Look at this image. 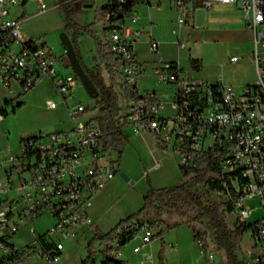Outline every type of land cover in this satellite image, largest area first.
I'll return each instance as SVG.
<instances>
[{
	"label": "built area",
	"instance_id": "obj_1",
	"mask_svg": "<svg viewBox=\"0 0 264 264\" xmlns=\"http://www.w3.org/2000/svg\"><path fill=\"white\" fill-rule=\"evenodd\" d=\"M23 1L29 0H0V83L11 102H17L38 83L51 81L58 100L46 99L45 107L61 108L67 125L21 136L16 150L0 158V260L4 264H65L64 241L87 226L94 196L118 172L110 150L103 147L104 132L91 117L84 118L88 105L70 103L80 83L78 77L60 71L51 49L24 37L22 19L13 11ZM31 1L38 3L39 13L48 10L43 0ZM127 1L132 0H108L107 5L120 6ZM200 2L203 12L214 6L229 8L251 31V51L232 55L228 61L252 62L256 79L240 86L227 84L222 75L212 80L179 61H165L159 56L160 41L151 31L145 41L147 52L158 58L153 65L148 64L136 50L143 34L138 15L131 11L124 19L112 22L103 36L133 92L125 101L117 128L131 126L136 133L151 134L179 166L192 165L200 152L217 149L220 169L226 176L219 193L231 202L237 223L245 224L254 211L245 201L260 198L263 213L249 224L255 252L250 253L247 264H264V0ZM173 5L176 19L170 33L183 48L180 31L188 8L186 0H173ZM112 16L114 12L105 19ZM149 77L155 85L140 88L139 81ZM159 166L155 162L153 167ZM42 217L48 221L38 228ZM128 229L140 232L134 252L141 251L154 235L147 220L132 223ZM122 239L114 244L119 246ZM195 243L206 264H217L215 253L204 248L200 237Z\"/></svg>",
	"mask_w": 264,
	"mask_h": 264
},
{
	"label": "crops",
	"instance_id": "obj_2",
	"mask_svg": "<svg viewBox=\"0 0 264 264\" xmlns=\"http://www.w3.org/2000/svg\"><path fill=\"white\" fill-rule=\"evenodd\" d=\"M43 1L45 2V0ZM196 1L198 4H195L193 0H186L188 16L186 24L180 31V39L185 42V47L183 48L178 46L170 33L176 19L173 0H146L143 3H136L131 11H134L138 15L140 22L139 28L143 34V38L136 45V50L143 61L150 65L156 62L158 56L149 54L145 43L148 33L151 31L160 41L159 56L163 60L171 62L179 61L184 67L192 68L189 63V58H198L201 60V65L195 70L200 71L205 77L213 80L216 78V75L212 71L211 66L203 61L201 56L189 55L182 58L181 51L186 49L187 43V40L183 39V30L187 29L188 31L194 32V34H197V30H228L230 29L229 26L232 25L229 20V17H231L229 15L231 10L227 7L216 6L220 16L215 17L210 13L212 9L206 12L201 11V2L200 0ZM107 3L108 0H76L72 6V10L74 8L78 9L80 6L86 9L84 6L86 4H90V7L92 9L94 8V10H98L106 6ZM53 4L56 6V0H53ZM56 8L59 14H61V27H63L65 22L64 15L60 7L56 6ZM13 11L22 19L21 31L24 37L33 39L39 44L48 47L51 49L52 53L55 54L53 46L50 44L49 34L45 33L44 27L36 24L37 20L47 14V12L39 13L38 3L31 0L23 1L15 6ZM94 12L95 11L88 14L90 22L94 20ZM149 24H151V26H149ZM97 26L98 30L96 31L94 28ZM93 30L103 41V36L105 35L102 33L103 24H96ZM60 50L62 54L64 47ZM59 60L62 61L61 59ZM60 65L61 64H59V66ZM62 65L65 66L64 61ZM231 67L235 70L247 68V71L238 79L225 78L222 75L224 83L240 86L251 84L256 79V68L252 62L246 59H243V62L236 63ZM90 68L92 69V67ZM61 70L60 68V71ZM154 85L155 80L151 77L143 78L139 81V86L142 89L150 88ZM40 93H42L43 96L42 106L39 107H43L44 110L61 116V119L53 122L54 125L52 128H54V130L65 128L67 123L63 110L61 108L48 110L45 107V100L55 95V89L51 81L38 83L22 95V98L24 96H29L35 99L39 97ZM19 98H21V96ZM8 101H11V96L5 100V102ZM13 105H15L14 102H11L5 109H12ZM5 120L6 117H2L0 124ZM121 131L128 142L123 149L119 162L116 163L114 167L118 173L123 171L127 175L128 181H124L117 174L106 182L101 191L93 198L92 206L88 210L89 222L87 226L81 227L75 236L86 234L89 235L90 239L95 229L103 233L109 232L120 220L127 218L142 208L144 197L149 186L154 189L167 188L178 184L183 179L175 157L164 149L159 148L156 139L151 134L136 133L131 126H125ZM21 136L24 135L20 134L14 138L7 137L5 140L0 139V158L4 157L7 151L16 150L17 142ZM155 162L160 164L158 168L153 167ZM146 218H151L149 223L155 220L153 214ZM161 219L165 224L170 225V229L164 234L163 239L156 236L157 232L152 228L154 235L151 242L141 251L134 252V247L140 243L139 232L135 238L122 246L113 244V255L116 259L123 260L127 264H206L205 259L201 257L200 250L195 243L189 223L178 217L171 216L166 211L161 216Z\"/></svg>",
	"mask_w": 264,
	"mask_h": 264
},
{
	"label": "trees",
	"instance_id": "obj_3",
	"mask_svg": "<svg viewBox=\"0 0 264 264\" xmlns=\"http://www.w3.org/2000/svg\"><path fill=\"white\" fill-rule=\"evenodd\" d=\"M76 0H56V6L60 7L64 15L65 27L64 30L68 34L73 45L76 57L82 66L86 75L90 78L96 89L98 97L93 107L87 106V111H98L94 115V120L104 132L103 147L106 150L116 152V164L127 144V138L123 135L122 129L117 128L121 123V113L125 109V101L133 96L132 87L128 85L119 73V62L113 57L107 45L103 43L101 38L93 30L95 23L103 24V34H106L111 28L112 22L119 19H124L136 4L135 1H127L123 5L104 6L96 10L95 20L86 25L76 23L72 18V6ZM198 4L196 0H193ZM111 12L115 16L105 19L106 14ZM71 30V32H70ZM86 34L94 42L96 55L93 61L96 63L95 69L87 67L81 60L78 53L77 40L82 35ZM64 57V59H62ZM65 62V66H69L68 60L63 55L60 57ZM189 63L194 69H198L201 65V60L198 58H189ZM102 68L110 78V82L106 83L102 75ZM11 104V101L5 102L4 108L1 110L2 115H6V107ZM16 106H21L20 102L12 106L14 111ZM157 146L164 149V144L157 142ZM182 178H188L186 181H181L178 184L162 188L154 189L149 186V189L144 197V203L140 210L120 220L117 225L107 233H103L95 229L93 236L87 240L85 245V257L80 264H96V249L99 247V255L101 264H127L123 260H117L113 255V244L121 236L123 237L119 246H122L139 234V230H129L132 223H140L142 217L149 211L155 216V220L150 223V227L156 230V236L163 239L164 234L170 229V225L165 224L161 216L166 211L165 207L173 210H178V207L171 201L175 195H179L192 208L195 209L191 221L204 223L211 231V241L215 252L218 256L222 255L226 264H247L239 259V241L241 235L247 231L249 225L237 223L231 229L228 227L225 219L221 214L220 204L211 200L209 196L199 193L200 187H207L211 191L219 192L222 190V182L226 176L221 172L219 164V152L217 149L202 151L196 157L192 165L179 166ZM182 179V180H183ZM223 209L227 213L232 212V204L228 200L222 203ZM237 222V221H236ZM194 239L200 237L203 241L205 249H208L207 232L198 230L192 223H189ZM209 250V249H208ZM249 259L251 258V254ZM0 264H4L0 260Z\"/></svg>",
	"mask_w": 264,
	"mask_h": 264
},
{
	"label": "rangeland",
	"instance_id": "obj_4",
	"mask_svg": "<svg viewBox=\"0 0 264 264\" xmlns=\"http://www.w3.org/2000/svg\"><path fill=\"white\" fill-rule=\"evenodd\" d=\"M45 4L48 6V10L46 11L47 14L40 17L37 20L36 24L44 27L43 29L45 30V33L49 34L48 37L51 42L50 44L51 46H53V51L55 52V54L53 55L58 59L59 64H61L59 66L62 69L61 71L63 73L74 74L70 65L65 67L62 65L63 61L59 60L60 57L65 55L64 51L62 54L60 53V49H63L64 47L60 40V33L65 31V22L63 27H61V14H59L56 6L53 4V0H45ZM93 11L96 12V9L94 10V8L92 9L91 7H86V9H83L80 6V8H74L72 10V18L76 23L80 25H86L90 22V17L88 14L93 13ZM95 12L94 20L96 16ZM210 13L212 16L215 17L220 16L219 10L216 6L212 8ZM229 15L231 16L229 17V20L232 25L229 26L230 29L228 30H197V34H194V32L184 29L183 39L187 40V43L186 49L181 51V56L182 58L187 57L189 55L201 56L203 61H205L208 65L211 66V69L215 75H223L225 78L238 79L242 76V74L247 71V68L235 70L231 67L234 64H230L228 59L232 55L243 56V54H246L251 51L252 33L243 25L238 14L236 15L235 13L231 12ZM96 24L98 23H95L94 26ZM94 30L97 31L98 26L95 27ZM77 48L82 62L87 67H92V69H95L96 63L93 61V57L96 55V50L91 37L86 34H82L77 40ZM62 59H64V57ZM241 62H243V60H240L238 63ZM102 75L106 83H109L110 78L107 73L103 70V68ZM42 96V93H40L39 97L35 99H32L29 96H24L22 98L21 96V98L18 99V101L21 102V106H16L14 111L11 108H8L6 110V115H2V117H6V120L0 124L1 140H5V138L7 137L14 138L20 134L30 135L35 134L39 131L54 130V128H52V126L54 125L53 122L61 119V116L48 112L44 110L43 107H39L42 106ZM9 97V93L0 84V113L4 107L5 100ZM54 97L56 100H58L57 96ZM17 102L15 101L14 104L16 105ZM79 102L88 105V107H93L96 103V99H92L87 94L81 83H79L76 88H74L70 96L71 104H77ZM97 113L98 111L96 110L89 111L86 115H84V118L93 117ZM114 154L116 155V152H114ZM187 179L188 178H185L182 181H186ZM199 193H203L204 195L209 196L211 200L220 204L221 214L229 228L233 229L237 225L234 214L227 213L223 209L224 206H222L221 203L226 200L223 195H221L219 192L211 191L207 189V187H200ZM171 201L178 207V210H173L168 207H165L166 212H168L171 216L178 217L179 219L186 221L187 223H192V225H194L200 231H206L208 242L207 246L209 250L215 253L217 264H226L224 257L222 255L218 256V254L214 250L211 241L210 229L204 223H193L191 221V217L196 212L195 209L189 206L179 195H175ZM245 205L250 206L251 209H254V211L250 214L245 223L246 225H249L262 216L263 210L261 207L260 198L257 196L254 198L247 199L245 201ZM151 214L153 213L148 211L142 217V220L147 219V221H149L151 218L146 217ZM47 221V217H42L37 222L38 228H42ZM88 239L89 235L85 234L82 236H73L64 241L65 250L63 255V261L65 262V264L81 263V261L85 257V245ZM239 246V259L243 262L249 261L248 254L255 252L249 227L247 231L241 235ZM95 249L97 251L96 264H100L101 257L98 253L99 247L95 246Z\"/></svg>",
	"mask_w": 264,
	"mask_h": 264
},
{
	"label": "water",
	"instance_id": "obj_5",
	"mask_svg": "<svg viewBox=\"0 0 264 264\" xmlns=\"http://www.w3.org/2000/svg\"><path fill=\"white\" fill-rule=\"evenodd\" d=\"M85 7H90V4H86L84 5ZM60 40L61 43L64 45V54L68 60V63L70 65V67L72 68V71L74 72V74L78 77L80 83L82 84L83 88L85 89V91L87 92V94L92 98V99H96L98 97V90L96 89V87L94 86V84L92 83V81L90 80V78L86 75V73L84 72L82 66L80 65L73 45L70 41V38L68 36V34L63 31L60 33ZM110 153V157L112 160H115V156L113 154L112 151L109 152ZM119 177L122 178L124 181H128V177L127 175L123 172L120 171L118 173Z\"/></svg>",
	"mask_w": 264,
	"mask_h": 264
}]
</instances>
